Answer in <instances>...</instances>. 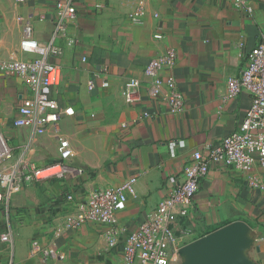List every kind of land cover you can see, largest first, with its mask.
Here are the masks:
<instances>
[{"label": "crops", "instance_id": "obj_1", "mask_svg": "<svg viewBox=\"0 0 264 264\" xmlns=\"http://www.w3.org/2000/svg\"><path fill=\"white\" fill-rule=\"evenodd\" d=\"M57 1L0 0V150L11 153L0 173L53 163L59 137L70 142L72 165L83 171L67 181H35L0 199V235L11 232L9 242L0 241V264H125L126 234L154 213L193 153L240 129L252 97L228 98L227 80L242 71L264 35V0H251V13L232 0H76V17L56 39L60 54L48 55L62 70L60 85L48 92L62 111L72 107L74 113H63L57 124L16 127L18 107L32 91L3 64L35 57L20 47L28 22L35 40L51 39ZM172 48L179 55L172 76L185 98L181 114L170 112L165 88L150 96L152 80L144 75L150 59ZM132 79L141 82L137 103L124 95ZM130 177L137 178L136 191L118 208L122 233L107 234L91 222L65 228L68 213L93 189ZM250 178L264 182V173L210 168L187 214L173 223L167 264H210L206 257L196 260L194 246L230 224L238 225L234 264H264V193ZM35 241L56 243L63 258H45L33 250Z\"/></svg>", "mask_w": 264, "mask_h": 264}, {"label": "built area", "instance_id": "obj_2", "mask_svg": "<svg viewBox=\"0 0 264 264\" xmlns=\"http://www.w3.org/2000/svg\"><path fill=\"white\" fill-rule=\"evenodd\" d=\"M235 7L252 12L251 0H232ZM76 0H58L56 4V21L51 32V39L40 43L32 37L31 23L25 26V37L20 41L22 50L34 53L35 57L28 60H13L3 64L8 74L19 75L26 79L31 87L32 95L24 98L17 110L14 120L16 127H39L57 124L63 113L73 114L72 107L62 111L55 98L50 96L48 89L57 87L62 81L61 66L51 62L48 55H59L60 46L56 39L66 33L67 23L76 17ZM143 12V10H141ZM138 20L136 17H133ZM138 22H141L138 20ZM1 47V42H0ZM177 50L168 49L159 56L148 61L144 75L152 80L149 94L158 97L163 88L166 89L170 112L181 114L185 109L183 92L178 88L172 72L178 63ZM83 62L86 57L82 58ZM94 81H89V87ZM141 82L130 80L124 89L128 102L137 103L141 100L136 90ZM241 92L252 97L240 129L223 137L217 143L209 144L193 153L184 165L182 178L171 191L163 197L155 211L134 230L129 231L123 240L122 254L125 264H167L169 254L167 243L172 237L173 223L187 214L195 196L213 165L231 167L238 175L255 173L257 169L264 173V35L249 54V59L242 71L227 80V97L235 98ZM58 159L53 163H28L24 168H13L0 173V199H8L12 194L20 192L27 184L41 179H69L70 175L81 174L83 169L72 165L74 150L70 142L58 138ZM11 153L7 147L0 150V163L9 158ZM251 185L264 193V182L250 178ZM136 177H130L117 186H99L93 189L85 202L76 204V210L69 212L65 220L66 229H78L85 222L100 223L106 227V233L117 236L122 233L117 228V212L119 206L126 202L129 194L136 191ZM5 197V198H4ZM68 201L74 202V195L69 193ZM177 209L179 211H177ZM9 230L0 235V241L9 242ZM119 240H113L115 246ZM33 250L46 257L63 258L58 252L56 243L47 246L38 241L33 243ZM10 264V263H8Z\"/></svg>", "mask_w": 264, "mask_h": 264}, {"label": "water", "instance_id": "obj_3", "mask_svg": "<svg viewBox=\"0 0 264 264\" xmlns=\"http://www.w3.org/2000/svg\"><path fill=\"white\" fill-rule=\"evenodd\" d=\"M237 230V224H230L200 239L194 246L196 260L206 257L210 264H234Z\"/></svg>", "mask_w": 264, "mask_h": 264}]
</instances>
